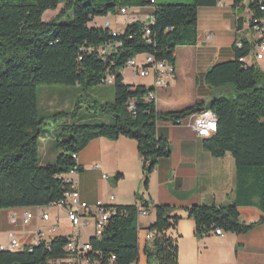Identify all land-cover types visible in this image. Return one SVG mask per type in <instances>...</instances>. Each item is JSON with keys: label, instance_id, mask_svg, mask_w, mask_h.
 Listing matches in <instances>:
<instances>
[{"label": "trees", "instance_id": "trees-1", "mask_svg": "<svg viewBox=\"0 0 264 264\" xmlns=\"http://www.w3.org/2000/svg\"><path fill=\"white\" fill-rule=\"evenodd\" d=\"M155 1V0H154ZM241 0H232L237 29L244 17ZM218 0H192L187 3H151L150 0H0V209L40 208L64 198L71 181L64 176L81 170L72 157L94 138L133 139L143 160V184L161 159L171 155L167 139L157 135V123L175 122L199 112L197 103L180 110L160 112L155 100H146L153 86L124 82L121 70L129 59L151 55L155 61L175 66L178 46L197 43V11L214 6ZM63 7L51 20L44 21L48 10ZM153 5L150 23L129 22L115 35L109 27L92 24L96 17L116 14L121 8ZM249 10L261 12L255 4ZM72 11L67 23H57L66 10ZM242 47L233 45L232 60L212 65L204 82L215 89L232 87L233 97L216 96L207 106L217 118V130L203 139V147L214 157L229 153L235 162L234 198L225 205L194 204L185 208L193 220L196 239L223 233L243 234L264 222V217L245 223L240 211L256 207L264 213V70L257 63L246 64L240 58L249 55L252 43L243 38ZM112 45L105 53L99 48ZM112 86L111 99L101 91L88 115L79 110V98L70 111H55L54 118H75L60 125L55 146L61 151L53 162L42 163L39 143L45 117L39 113V86L61 85L84 92ZM133 109L129 110V103ZM99 115L108 116L99 118ZM138 200L140 196H137ZM142 206H147L143 202ZM141 206V207H142ZM114 209L102 234L90 236V259L106 262L111 254L115 264L137 263L138 205H107ZM155 219L147 231L152 238L144 248L147 264H178L177 229L181 216L170 205L154 207ZM70 236L57 235L31 248L1 249L0 264H52L68 257L65 247Z\"/></svg>", "mask_w": 264, "mask_h": 264}, {"label": "crops", "instance_id": "crops-1", "mask_svg": "<svg viewBox=\"0 0 264 264\" xmlns=\"http://www.w3.org/2000/svg\"><path fill=\"white\" fill-rule=\"evenodd\" d=\"M183 2L189 3L192 0ZM153 11L154 6L151 4L134 7L133 11L127 8L126 13H121L119 9L114 15L96 17L92 24L102 26L103 22L108 20L111 30L122 32L133 20L152 22ZM244 12L241 15L243 17L246 16ZM125 14L128 17L124 23H118L117 18L111 19ZM98 18L103 20L98 21ZM236 19L232 0H218L214 6L199 7L197 43L176 48L174 74L164 77L166 85H155L153 73L141 77L134 73L137 78L132 84L153 86L155 107L160 112L180 110L197 103L204 104L199 111L208 109V104L216 96L225 94L227 88L215 89L208 86L203 80L206 71L216 63L234 58L235 36L242 35L250 42L258 39L257 35L245 26L238 30ZM144 58L145 55H139L134 59L141 64ZM250 63H259L264 70V58L251 60ZM157 135L167 139L171 155L159 161L148 176L146 186L143 184V160L137 151V144L133 139L123 136L116 139L98 137L89 141L78 153L81 170L72 171L64 177L73 183L80 199L91 205L101 201L108 205L142 206L143 202H147V206L142 207L147 209L148 213L137 217L141 232L136 264H147L144 248L148 241L144 240V232L154 222V207L161 204L172 206L182 217L177 229L172 232L178 239V264H264V222L247 233H224L222 236L213 234L196 239L193 236V220L188 218L185 212L186 207L194 204L219 206L233 200L235 162L232 156L229 153L222 157L212 156L203 147L205 137L198 136L186 125L159 122ZM43 155L47 161L42 163L53 162L56 152L49 154L44 150ZM103 175H106V178H103ZM110 196L113 199H110ZM137 196H140L139 200ZM30 210L34 211L35 215L24 225L21 222L22 215ZM41 211L49 215L47 221L41 219ZM13 217L17 220L16 226L11 224ZM55 217H58V222ZM261 217H264V213L256 207L240 211V220L245 223L254 222ZM88 220V225H93L92 218ZM53 224L57 225L55 231L51 230ZM11 229L20 233L22 247L32 242L33 233L37 230L44 233L46 241L57 235L71 236L75 231L65 210L55 205L0 209V245L7 244L8 232ZM77 234L80 241H88L82 238L81 228L77 230Z\"/></svg>", "mask_w": 264, "mask_h": 264}, {"label": "built area", "instance_id": "built-area-1", "mask_svg": "<svg viewBox=\"0 0 264 264\" xmlns=\"http://www.w3.org/2000/svg\"><path fill=\"white\" fill-rule=\"evenodd\" d=\"M151 3L155 1L150 0ZM255 4L258 10L261 12L259 16H255L252 11L249 10V4ZM239 5L243 6L246 12V16H244V21L242 26L247 27L251 32L255 33L258 37L257 40L251 42L252 48L248 56L240 58L241 61L246 64H250L251 60H261L264 58V0H241ZM127 8H121V13H126ZM104 27H109L108 20L103 22ZM117 32L112 31V34L115 35ZM242 35L235 36L233 45L237 48L242 47ZM246 39V38H244ZM247 40V39H246ZM112 45H105L99 48L101 53H105L108 49H110ZM249 57V59H246ZM126 67L131 68L134 73L138 76H146L149 73L154 74L155 85L157 86H165L166 80L164 77H169L174 74V66L170 63L164 61H155L151 55H145L143 63H137L134 58L129 59L126 62ZM108 81H114V76L112 74H107L103 79V83L108 85ZM146 100L151 101L155 100L154 91L149 92L146 96ZM133 103L130 102L128 105L129 110L133 109ZM173 123V122H172ZM174 124L186 125L192 128L198 136L208 137L214 134L217 130V118L216 115L210 109H204L199 111L196 114H192L186 118L176 120ZM72 157L76 160V164H78V154H73ZM72 172V171H71ZM103 178H106V175H103ZM110 199H113L110 196ZM52 205L63 208L66 212V216L69 219L72 228L75 230L73 234L70 236L69 241L66 244V251L68 252V257L60 260H55L52 264H115L116 257L111 254L106 262L102 263L95 259H90L86 256V253L90 250V244L88 241L82 242L79 240V236L77 234V230L81 227L88 225V218H92L93 220V228L94 235L99 237L102 234V230L107 223L108 217L111 213H114V209H108L105 204L101 201H97L95 204H88L85 201L80 199L79 193L76 190L73 183L68 190L65 191L64 198H61L57 202ZM137 214L146 215L148 210L138 206ZM34 211H26L21 218V222L26 225L31 219L34 217ZM41 219L43 221H47L49 219V215L45 211H41ZM55 221L58 222V217H55ZM11 224L16 226L17 220L15 217L11 219ZM57 228L56 224L51 226V230L55 231ZM141 229L138 228V243L140 238ZM214 234L222 236L224 233L220 229H215ZM153 236V232H151V238ZM46 241L44 233L41 230H37L33 233L32 242L25 247L20 245V233H18L15 229H11L8 232V242L6 245H0L1 249H22V248H31L34 245L40 244L41 242ZM136 264V263H130Z\"/></svg>", "mask_w": 264, "mask_h": 264}, {"label": "rangeland", "instance_id": "rangeland-1", "mask_svg": "<svg viewBox=\"0 0 264 264\" xmlns=\"http://www.w3.org/2000/svg\"><path fill=\"white\" fill-rule=\"evenodd\" d=\"M184 0H158V3H187L183 2ZM63 5L59 4L56 10H50L46 11L47 13L43 14V20L44 21H49L52 18H54L62 9ZM138 7V6H134ZM134 7H129L130 11L134 10ZM243 11H240V15H242ZM246 12H244V15ZM127 14L122 15V16H114L111 17L112 20H115L117 18L118 23H124V21L127 18ZM72 18V11L66 10L65 14H63L59 19L57 20V23H67L71 20ZM98 21L103 20L102 18H98ZM246 59H249L247 57ZM259 66V63H257ZM260 67V66H259ZM261 68V67H260ZM262 69V68H261ZM263 70V69H262ZM123 77L124 81L128 84H132L133 81L137 78L136 75L134 74V71L129 68L125 67L123 70ZM139 77V76H138ZM141 77V76H140ZM107 91L110 93V96H108L106 99L110 100L111 99V92H112V86H96L94 88H91L88 92V95L85 96L84 92L76 91L75 88L71 87H66V86H61V85H52V86H39L37 90L38 94V105H39V113L45 117L44 119V125L42 127L43 129V136L40 138V143H39V157L41 162L47 161L44 160L45 156L43 155L44 150L48 151L49 154L52 152H56L58 154L61 150L58 149L55 146V135L59 131L60 125L65 124V123H70L72 120L75 118H68V117H61V118H54L51 117L53 112L55 111H70L72 110L73 106L75 105V102L79 98V95L82 94L79 98V105H81V109L79 110L82 114L88 115V112L92 111V109H85L88 105L93 104L91 102L90 98L98 99V94L99 92ZM225 94L229 97L234 96V92L232 90L231 86L227 87V90L225 91ZM90 97V98H89ZM99 118H104L108 116L107 114L99 115ZM43 146H45L43 149ZM47 163V162H44ZM52 213V211H50ZM94 235V228L93 225L90 224L86 227H81V236L84 239H89L90 236Z\"/></svg>", "mask_w": 264, "mask_h": 264}, {"label": "bare ground", "instance_id": "bare-ground-1", "mask_svg": "<svg viewBox=\"0 0 264 264\" xmlns=\"http://www.w3.org/2000/svg\"><path fill=\"white\" fill-rule=\"evenodd\" d=\"M152 1H154V0H152ZM150 238H151V232L145 230V232H144V240H149Z\"/></svg>", "mask_w": 264, "mask_h": 264}]
</instances>
